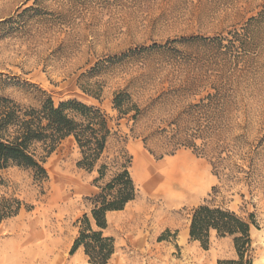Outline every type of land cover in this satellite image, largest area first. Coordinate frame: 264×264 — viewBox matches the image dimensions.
Here are the masks:
<instances>
[{"label":"rangeland","instance_id":"1","mask_svg":"<svg viewBox=\"0 0 264 264\" xmlns=\"http://www.w3.org/2000/svg\"><path fill=\"white\" fill-rule=\"evenodd\" d=\"M24 82L45 89L56 103L101 105L126 137L138 194L108 214L105 234L116 242L108 264L236 258L229 236L213 232L207 248L191 239V210L205 200L245 218L254 214V264H264V0H0V97L28 103ZM217 89L229 94L227 114L219 99L210 105L206 98ZM118 90L129 91L140 106L137 120L118 118ZM209 120L235 151L242 167L236 177L219 175L212 158L194 147L162 156L158 138L145 143L153 132L180 127L196 134L189 138L201 147ZM117 145L113 138L112 155ZM79 158L68 138L47 158L43 183L31 169L0 170V193L33 206L0 226V264H38L42 256L55 264H92L82 248L71 253L76 222L97 191L94 174L77 166ZM155 166L169 175L186 173L188 192L168 196L162 180L151 181ZM29 232L35 235L24 244L28 250L11 256V239Z\"/></svg>","mask_w":264,"mask_h":264},{"label":"trees","instance_id":"2","mask_svg":"<svg viewBox=\"0 0 264 264\" xmlns=\"http://www.w3.org/2000/svg\"><path fill=\"white\" fill-rule=\"evenodd\" d=\"M21 88L30 100L28 103L9 96L0 97V170L11 166L31 169L36 181L43 183L48 179L47 158L64 140L73 138L80 152L77 166L94 174L92 183L97 191L87 197L90 211L76 222L79 231L71 253L82 248L90 263L108 264L116 252L115 238L105 234L108 214L123 210L138 194L130 170L132 156L125 146L126 137L118 134L111 124L113 117L99 104L78 99L56 103L45 89L31 82H24ZM88 93L101 100L100 93ZM228 96L226 90L217 89L206 98L210 105L215 98L219 99L227 114ZM113 108L118 118L130 115L137 120L141 115L140 106L127 90L114 92ZM215 131L209 120L201 147L194 146L195 142L189 137L196 134L190 133L188 128H162L144 139L147 143L149 137L158 138L166 149L162 156L173 154L180 146L194 147L197 155L212 158L219 175L231 179L242 167L234 160L235 151L227 145L225 133ZM113 138L118 145L112 155L110 141ZM32 208L16 195L0 193V226L17 217L23 209ZM252 224L257 225L254 214L245 218L226 206L205 200L191 210L189 234L205 248L209 247L213 232L232 238L237 257L221 259L218 264H254Z\"/></svg>","mask_w":264,"mask_h":264},{"label":"bare ground","instance_id":"3","mask_svg":"<svg viewBox=\"0 0 264 264\" xmlns=\"http://www.w3.org/2000/svg\"><path fill=\"white\" fill-rule=\"evenodd\" d=\"M157 169H158V166H155L151 170V172H150L152 174V176H150V178H152L151 181L154 180L156 182V181L162 180V182H163L162 185L164 188L163 190L168 196H170L171 198H177V197H180L182 195H185L188 192V178L185 175L186 173L185 174H179V176L178 175L176 176V175H169L168 174L169 172L166 173L165 170H164L165 171L164 172V171H162V169L161 170H157ZM175 172H176V170H175ZM173 174H176V173H173ZM158 189H160V188H158ZM34 235H35V233L29 232V233H19L18 235L13 237V239H11V241L8 245L12 249L11 256L17 257L20 255H23L26 252V250H28V249L24 248V244L27 243L28 241L33 240ZM27 247H28V245H27ZM7 255H8V253L6 254V256ZM49 258L50 257H43V256L40 257L38 260V264H55V262H51L52 260L50 261ZM186 258H188V255ZM186 260L187 261H185V260L184 261H176L174 264H188V259H186ZM197 264H207V263L204 260H202L200 257H198L197 258Z\"/></svg>","mask_w":264,"mask_h":264}]
</instances>
